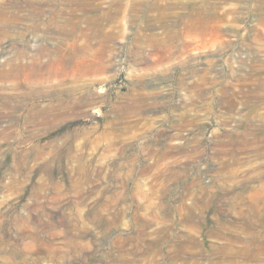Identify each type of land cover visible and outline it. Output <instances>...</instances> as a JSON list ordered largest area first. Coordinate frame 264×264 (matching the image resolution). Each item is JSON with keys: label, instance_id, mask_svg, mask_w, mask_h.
I'll use <instances>...</instances> for the list:
<instances>
[{"label": "rangeland", "instance_id": "1", "mask_svg": "<svg viewBox=\"0 0 264 264\" xmlns=\"http://www.w3.org/2000/svg\"><path fill=\"white\" fill-rule=\"evenodd\" d=\"M263 170L264 0H0V264H264Z\"/></svg>", "mask_w": 264, "mask_h": 264}, {"label": "bare ground", "instance_id": "2", "mask_svg": "<svg viewBox=\"0 0 264 264\" xmlns=\"http://www.w3.org/2000/svg\"><path fill=\"white\" fill-rule=\"evenodd\" d=\"M185 3V2H184ZM231 4V3H230ZM226 13V12H225ZM163 16V15H162ZM223 16V15H222ZM164 17H166L165 15H164ZM220 18H222L221 17V15L219 16ZM218 17V15H217V19L219 18ZM225 17V16H224ZM212 18V17H211ZM223 19V18H222ZM213 21V20H212ZM210 19H207L205 16H204V14L202 13V10H200V9H196L195 11H194V13H193V16L192 17H190L188 20H187V22H186V24H185V26H184V30H182V31H184L185 33H188V34H190V35H202L203 37H205V36H209L208 38H207V41L209 40V41H211V40H213L214 38H212V35L214 34V33H216V31H217V26L212 22ZM220 21H221V19H220ZM217 22V21H216ZM217 24V23H216ZM218 25H219V23H218ZM164 28V27H163ZM181 31V32H182ZM173 32H176V31H173ZM183 33V32H182ZM218 33V32H217ZM219 35H221V34H219L218 33V35L217 36H219ZM152 36H154V33H153V35ZM158 36H160V35H158ZM168 36V37H167ZM166 37L169 39V33H168V35H167ZM176 36H177V34H176ZM215 36V35H214ZM213 36V37H214ZM217 36H215V38L217 37ZM175 36H171L170 37V39L168 40V42H166V44H165V49L166 50H169V48H171L172 46H174L173 44H175L176 43V38H174ZM201 37V36H200ZM158 38H162V37H158ZM158 38H157V40H153V38L151 37L150 38V41H151V43H152V46H150V47H153L152 48V50H153V52H159V50H160V46H161V41L159 42L158 41ZM157 43V45L155 46V44ZM149 46V45H148ZM163 46V45H162ZM163 49H164V47H163ZM164 49V50H165ZM150 50V49H149ZM152 53V52H151ZM151 55V54H150ZM153 56V55H152ZM156 57V56H155ZM48 62H46V61H44V62H42V61H39V60H37V59H35L34 61H31V62H29L28 64H23V66H24V68H31V67H39V71L42 69V68H44V67H47L48 66ZM20 69H21V67L19 66V65H17L16 67H12V69L10 70V72L13 74V73H18V72H20ZM9 72V74H11ZM234 113V112H233ZM235 114V113H234ZM234 120V119H233ZM251 131V130H250ZM249 137V136H248ZM175 138H181V136H179L178 137V135H177V137H175ZM183 138V137H182ZM264 171V170H263ZM261 176V175H260ZM259 176V177H260ZM252 178V177H251ZM264 178V177H263ZM249 179H250V177H249ZM248 179V180H249ZM253 179V178H252ZM236 181H238V180H236ZM262 182V181H261ZM260 182V183H261ZM247 184V183H246ZM255 184V183H254ZM253 185V184H252ZM256 185V184H255ZM264 185V184H263ZM235 186H237V185H235ZM240 186H241V182H240ZM224 189V188H223ZM259 189L261 190V189H263L262 188V186L261 187H259ZM229 190H231L230 188H229ZM243 190V189H242ZM254 190H255V187H254ZM258 189H256V192H255V197L256 198H263V201H264V192L263 191H257ZM204 191V190H203ZM233 191V190H232ZM239 191V190H238ZM225 192V191H224ZM231 193V192H230ZM253 195V196H254ZM250 197H252V195L250 196ZM252 198H254V197H252ZM255 198V199H256ZM152 199V198H151ZM250 199V198H249ZM253 201H254V199H252ZM256 201V200H255ZM254 201V202H255ZM260 201V200H259ZM194 203V202H193ZM198 203V202H197ZM232 203H233V201H232ZM195 204V203H194ZM249 204V203H248ZM256 204V203H255ZM191 205H193V204H191ZM232 205V204H231ZM234 205H235V203H234ZM233 205V206H234ZM253 205V204H252ZM252 205H250L249 207H252ZM149 206V205H148ZM147 206V207H148ZM151 206V205H150ZM194 206V205H193ZM256 206H258V205H256ZM235 207V206H234ZM156 209V208H155ZM155 209H152V211L153 210H155ZM252 209V208H251ZM255 209H256V207H255ZM258 210H254V214H252L251 213V215L255 218H253V220H255L254 222H255V225H262V222L264 221V212H262L261 211V208L259 209V208H257ZM233 210V209H232ZM235 210H237V209H235ZM241 210V209H240ZM240 210H238V212H237V214L238 215H236V216H238V217H240V218H242V211H240ZM243 210V209H242ZM158 211V210H157ZM245 211V210H244ZM251 211V210H250ZM159 212V211H158ZM160 214V213H159ZM235 214H236V212H235ZM244 214V213H243ZM246 214H247V216L249 215L248 213H247V211H246ZM245 214V215H246ZM155 215H157V214H155ZM251 215H250V220H251ZM151 216V215H150ZM154 216V215H153ZM152 216V217H153ZM188 216H190V215H188ZM197 217V216H196ZM249 217V216H248ZM156 218H157V216H156ZM161 218V217H160ZM230 218V217H229ZM153 220H157V219H154V217L152 218ZM194 219H195V217H194ZM242 219H244V218H242ZM249 219V218H248ZM160 220V219H159ZM192 221V220H191ZM243 221V220H242ZM231 222H232V220H231ZM236 222H238V221H236ZM189 223H190V221H189ZM192 223H193V221H192ZM235 223V222H234ZM245 223V222H244ZM243 223V224H244ZM218 224H220V223H218ZM236 224V223H235ZM242 224V223H241ZM242 224V225H243ZM246 224V223H245ZM244 224V225H245ZM228 225V224H227ZM238 225V224H237ZM196 226V225H195ZM188 227V226H187ZM187 227H186V230H187ZM194 227V226H193ZM231 227H233V226H231ZM238 226H236V228H237ZM240 227V226H239ZM242 227V226H241ZM247 227H248V225H247ZM188 228H190L191 229V231H193L194 229L193 228H191V227H188ZM196 228V227H195ZM199 228V227H198ZM235 228V227H234ZM233 228V229H234ZM235 228V229H236ZM237 229H239V228H237ZM242 229V228H241ZM189 230V229H188ZM252 230H253V228H252ZM259 230V229H258ZM235 231V230H234ZM234 231H231V229L229 230L226 226H224V225H221V226H219L217 229H213L212 230V235H214V236H216L217 238H223V239H225L226 240V242L224 243V245H219L220 247H219V252L221 251H226V250H231L232 251V253H234V255H236V256H241L242 257V254L243 255H245V256H251V255H254V256H258V257H263L264 256V234L263 235H261L262 236V240L261 241H259V238H258V235H252V234H250V237H252L253 238V240H251L250 242H248V238L246 239V240H243L242 239V235H241V233L238 231V232H234ZM242 231V230H241ZM199 232V231H198ZM210 232V231H209ZM243 232H245V230L243 231ZM242 232V233H243ZM195 233V232H194ZM249 233V232H248ZM247 233V234H248ZM192 234V233H191ZM190 234V235H191ZM197 234V233H196ZM247 234H245V235H247ZM210 235V234H209ZM244 235V234H243ZM199 236V235H198ZM249 236V235H248ZM190 238V237H189ZM188 238V239H189ZM244 238V237H243ZM212 239V238H211ZM190 240H191V242L193 243V244H195V245H197V239L196 238H194V239H191L190 238ZM218 241V240H217ZM242 243H244V245L242 244ZM190 244V243H189ZM201 244V243H200ZM187 245V244H186ZM242 245H243V249H242ZM186 247V246H185ZM187 247H190V245L188 246L187 245ZM177 248V247H176ZM178 250H179V246H178V248H177ZM176 249V250H177ZM173 250H174V248H173ZM199 252V251H198ZM205 252H206V250H205ZM228 252V251H227ZM204 253V252H203ZM228 254V253H227ZM226 254V255H227ZM207 255V254H206ZM222 255V254H221ZM223 256H224V253H223ZM225 257V256H224ZM258 260H260L259 258H258ZM235 264H238L237 262H235Z\"/></svg>", "mask_w": 264, "mask_h": 264}]
</instances>
